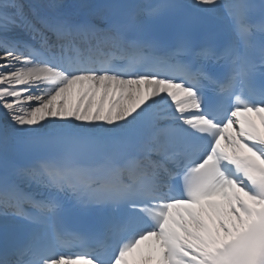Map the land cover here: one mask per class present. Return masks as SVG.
Listing matches in <instances>:
<instances>
[{
  "label": "snow or ice",
  "instance_id": "snow-or-ice-1",
  "mask_svg": "<svg viewBox=\"0 0 264 264\" xmlns=\"http://www.w3.org/2000/svg\"><path fill=\"white\" fill-rule=\"evenodd\" d=\"M0 264H264V0H0Z\"/></svg>",
  "mask_w": 264,
  "mask_h": 264
}]
</instances>
